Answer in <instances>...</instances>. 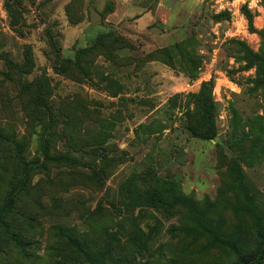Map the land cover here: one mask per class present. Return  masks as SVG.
Instances as JSON below:
<instances>
[{"label":"rangeland","instance_id":"rangeland-1","mask_svg":"<svg viewBox=\"0 0 264 264\" xmlns=\"http://www.w3.org/2000/svg\"><path fill=\"white\" fill-rule=\"evenodd\" d=\"M45 1L3 0L22 36L5 11L0 131L40 164L0 227V264H234L252 253L264 229V90L248 93L255 69L236 42L264 52V0H58L40 12ZM209 81L215 138L203 140L186 126ZM230 103L248 118L243 135L230 134ZM45 149L72 160L47 161ZM17 152L0 141V207Z\"/></svg>","mask_w":264,"mask_h":264},{"label":"trees","instance_id":"trees-1","mask_svg":"<svg viewBox=\"0 0 264 264\" xmlns=\"http://www.w3.org/2000/svg\"><path fill=\"white\" fill-rule=\"evenodd\" d=\"M4 9L10 19L9 27L19 36L20 35L16 31L17 23H12V14L9 10L8 5L4 2ZM107 13H110L108 9L105 8ZM247 20L250 22L251 15L249 13H245ZM262 36V35H261ZM238 46L243 48L242 50V59L246 62V69L254 68V78L252 79L253 87L248 89V93L251 91H255L260 89L264 90V52L261 50L259 53L255 54L251 52L243 43L236 42ZM54 46V44H52ZM24 52V50H23ZM0 57L7 62L10 66L11 60L7 55H0ZM60 72V70H59ZM212 81L202 83L201 89L198 94L194 96V106L197 111L196 116L189 115V119L187 122L186 129L190 133V135L203 139L209 140L215 138L214 131V113L215 106L212 102L210 93L212 88ZM246 92V91H245ZM229 124L231 127L230 134L233 136L243 135L244 134V123L248 120V118L243 117L240 112L235 107L234 103L229 104ZM0 131V141L11 144L14 148L18 150V152L14 155V158L17 159L19 164L18 172L9 180L12 182V185L9 187V191L3 199V205L0 207V227L4 226L5 218L8 213L12 210L15 199L24 193L25 188L28 186V179L31 177L32 172L40 164L38 159L33 160H25L21 153V150L17 147L20 143H22L23 139L9 138L7 135ZM41 155L47 161H62L68 162L72 159L65 155L57 154L56 156H50V153L45 149L42 151ZM1 181V179H0ZM256 238V247L252 253L246 254L244 256H238L234 264H262L264 261V229H257L255 232ZM96 264H101V262H97Z\"/></svg>","mask_w":264,"mask_h":264},{"label":"crops","instance_id":"crops-1","mask_svg":"<svg viewBox=\"0 0 264 264\" xmlns=\"http://www.w3.org/2000/svg\"><path fill=\"white\" fill-rule=\"evenodd\" d=\"M39 1H42V0H39ZM45 1V0H44ZM69 0H66L63 4H62V7L66 4V2H68ZM91 0H86V2L87 3H89ZM57 2H58V0H47V1H45L43 4H41L40 5V7H39V11L40 12H45V10L47 9V8H49V7H52V6H54L55 4H57ZM105 2H106V0H98V1H96V3H99L100 4V6H99V8L97 9V10H101L102 9V5H104L105 4ZM88 6V5H87ZM5 9H4V2H3V0H1V2H0V22H3V23H5V21H6V19H5ZM112 15V14H111ZM7 18V17H6ZM110 18V16H108L107 17V20ZM6 55L8 56V57H10V53H6Z\"/></svg>","mask_w":264,"mask_h":264}]
</instances>
